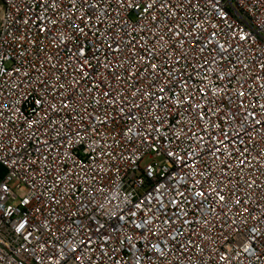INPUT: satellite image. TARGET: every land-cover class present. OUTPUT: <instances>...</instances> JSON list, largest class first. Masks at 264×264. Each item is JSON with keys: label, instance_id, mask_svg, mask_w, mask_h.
<instances>
[{"label": "built area", "instance_id": "2783aa9c", "mask_svg": "<svg viewBox=\"0 0 264 264\" xmlns=\"http://www.w3.org/2000/svg\"><path fill=\"white\" fill-rule=\"evenodd\" d=\"M90 3L0 0V264H264V0Z\"/></svg>", "mask_w": 264, "mask_h": 264}, {"label": "snow or ice", "instance_id": "6c2138e0", "mask_svg": "<svg viewBox=\"0 0 264 264\" xmlns=\"http://www.w3.org/2000/svg\"><path fill=\"white\" fill-rule=\"evenodd\" d=\"M37 2V0H31V3H35ZM70 2L73 4V7L75 6V0H70ZM105 0H100V3H104ZM39 3L44 6L43 10L44 11H48L50 8H55L58 6L59 4V0H39ZM117 5L120 6L121 8H127V9H136V10H140L142 9V18H145L146 14L150 13L151 11H154L155 8L158 6L160 8H164L165 6H169L171 7V4L169 3V0H147V2H145V0H117ZM82 6L86 7L89 11H92L93 15H95V9L100 7V4L97 3H90V0H82ZM105 14H106V10H105ZM174 13H170V15H172ZM80 19H84L83 17H80ZM88 19H92V17H88ZM153 21L158 23L159 22V18L156 16L152 17ZM28 20H25L24 23H28ZM53 24L56 23V21H51ZM119 23V22H117ZM70 27L74 28L77 32H79L80 34H82L85 39L91 34V35H96V33H89V32H85V28L80 27L79 24H70ZM85 27H88L87 24H85ZM41 32H46L48 31L47 28L41 27L40 28ZM182 29L179 32H176L175 35L179 36L182 33ZM73 39H76V37H73ZM98 43L99 40L97 38V41L93 42L91 44V46L85 45L84 43H79L78 44V51L74 54L77 57V62L79 63V68L78 71L81 73L82 76H87L88 75V71L87 69L89 67H91L90 61L91 60H96L98 64H103V61L107 59V53H105L103 56L100 55V48L98 47ZM194 47V45H193ZM221 50H223L224 52H227V49L224 48L223 45H219L218 46ZM108 48L112 51H119V44L117 43V45L114 47L112 44L108 45ZM201 51H203V49H201ZM223 58V57H221ZM82 61V62H81ZM103 66L105 67L106 70L111 68V64L110 62L107 64H103ZM151 67L153 69L156 68L155 64H151ZM18 71V70H17ZM130 75H135L134 73H130ZM117 79H119V77H116ZM221 79H223V77H221ZM89 91H91V89H89ZM160 92H164L165 88L161 87L159 89ZM203 92V90H201ZM105 96L109 95L108 92L104 93ZM239 96L243 97L245 96L244 92H239L238 93ZM157 99L163 100L164 97L163 96H157ZM109 104L112 103V101H108ZM179 103V101H178ZM5 107H7L5 105ZM261 108H264V105H260ZM121 111H123V109H121ZM237 111H239V108L237 109ZM247 116H251L253 118V120L255 121V123L257 125L261 124V121L257 118V114L255 112H248ZM154 119H156L157 121L161 120V117L159 115L155 116ZM200 119L203 120L204 116L201 115ZM233 119H235V115L233 116ZM150 127H153V130L156 132H160V128H157L155 126L150 125ZM130 131V130H129ZM237 135H239V133H237ZM224 137L225 139H229V134L228 133H224ZM198 139H203L202 137H199ZM224 140H220L219 143L220 144H224ZM216 152H219L220 149H215ZM170 157H173V159H179L177 157H175V154L172 152H169L167 154ZM241 164H244V160H241ZM194 166V165H193ZM196 184H200L201 182L199 180H197L195 182ZM251 183H255V181H252ZM9 189L7 187V185L0 183V201H3L5 199L4 197V193L8 192ZM213 192H215L216 196L218 197L219 201L223 202L225 201V197L223 195H221V190L219 189H213ZM181 196H184V193L181 192L180 193ZM192 203H197L196 201V197H204V198H210L211 193H207L205 190H203V186H202V190L199 191H195L192 194ZM24 204H28L29 201L28 200H23L22 201ZM179 203V202H176ZM199 203H203L202 201H199ZM236 203H240V201H236ZM11 209L10 208H0V221H3L5 218V215L10 212ZM245 211H247V209H245ZM133 215H135V213H133ZM184 215L186 216L187 213L185 212ZM121 219H123V217H121ZM185 223H189V221H184ZM27 223V221L20 223L19 227H17L15 229L16 232H20L21 229H23L25 227V224ZM145 224H147L148 222L145 221ZM137 227H140V225H137ZM257 231V229L254 227L252 229H250V232L255 234ZM30 234V233H29ZM180 234V233H178ZM153 235H155V233H153ZM173 239H175V237H173ZM252 240L253 242H255L256 237L255 235L252 236ZM190 243V242H189ZM151 247L157 251H159V249H157L156 245H151ZM245 252L249 251L248 247L244 248ZM254 251V250H253ZM187 258V257H186ZM137 259L139 260V257H137ZM221 259H223V257H221Z\"/></svg>", "mask_w": 264, "mask_h": 264}]
</instances>
